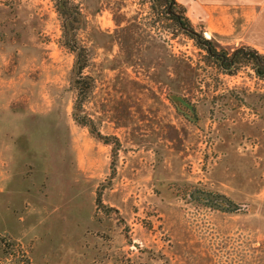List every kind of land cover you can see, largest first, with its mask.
<instances>
[{
	"label": "rangeland",
	"instance_id": "rangeland-1",
	"mask_svg": "<svg viewBox=\"0 0 264 264\" xmlns=\"http://www.w3.org/2000/svg\"><path fill=\"white\" fill-rule=\"evenodd\" d=\"M168 8L0 0V264H264V76L222 67L199 39L226 59L249 46L198 23L192 38ZM66 15L94 80L81 113L110 143L74 117Z\"/></svg>",
	"mask_w": 264,
	"mask_h": 264
},
{
	"label": "trees",
	"instance_id": "trees-1",
	"mask_svg": "<svg viewBox=\"0 0 264 264\" xmlns=\"http://www.w3.org/2000/svg\"><path fill=\"white\" fill-rule=\"evenodd\" d=\"M162 1L168 4L169 8L167 9V12H171L170 16L172 19L176 20L184 30L188 31L190 35L192 34L191 35L192 38H194L193 35L198 36L196 31L192 28L193 27L192 22L186 16L185 13L186 11L183 6L179 5L175 0H162ZM65 7L66 5L64 4L63 8ZM177 7L181 9L182 11L181 13L177 11L176 9ZM73 22H77V19L72 15H66L64 19V29H65L64 33H65V38H67L66 44L72 51L76 53V60L73 68V83L77 89V98L74 105V117L79 124L87 126L94 136H96L100 140H103L105 143H110L109 141L110 137L107 135H103L97 129L93 119H91L86 115H82L81 113L83 111V105L93 88L94 80L90 75L84 74V69L88 65L87 63H88L89 55L87 49L77 42L76 33L74 31V26L72 24ZM189 30H193V32ZM205 42H207V44L205 45L209 54L219 59L222 67L225 68L226 64L228 66L238 64L240 57H243L255 63V69L257 73L260 76H264V55L259 53L257 50L251 47H248L246 51L242 49H238L235 51L232 58L226 59L225 55L224 56L222 55L220 57L217 51H215L212 41L207 40L203 42L200 39L198 41V43H205ZM169 98L179 113L184 115L187 119L192 120L196 124L200 122L201 116L199 114V107L196 103L178 94L171 95ZM119 144H120L119 141H117L116 143L117 147L115 149L117 150L119 149L118 147ZM186 188L189 189L188 187H185L184 189ZM0 241L2 242V243L0 242L2 246L6 245L3 239H0ZM3 252L8 253V249H3Z\"/></svg>",
	"mask_w": 264,
	"mask_h": 264
},
{
	"label": "crops",
	"instance_id": "crops-1",
	"mask_svg": "<svg viewBox=\"0 0 264 264\" xmlns=\"http://www.w3.org/2000/svg\"><path fill=\"white\" fill-rule=\"evenodd\" d=\"M192 24L264 55V0H175Z\"/></svg>",
	"mask_w": 264,
	"mask_h": 264
},
{
	"label": "flooded vegetation",
	"instance_id": "flooded-vegetation-1",
	"mask_svg": "<svg viewBox=\"0 0 264 264\" xmlns=\"http://www.w3.org/2000/svg\"><path fill=\"white\" fill-rule=\"evenodd\" d=\"M194 191H196L197 193H206L207 196H203V195H199L197 198L194 199H199V200H203L205 201L207 204H211L213 206H217L219 208H226L227 206V201L225 199H222V194L219 193H214L212 191H208V190H204V189H200V188H194L191 191V196L194 195ZM231 200V199H230Z\"/></svg>",
	"mask_w": 264,
	"mask_h": 264
},
{
	"label": "water",
	"instance_id": "water-1",
	"mask_svg": "<svg viewBox=\"0 0 264 264\" xmlns=\"http://www.w3.org/2000/svg\"><path fill=\"white\" fill-rule=\"evenodd\" d=\"M189 31L193 32V30H189ZM199 195L207 196L206 193H197L196 191H194V195H192L191 197L197 198ZM221 198L227 201V207L225 208L227 211H239L241 209H244L247 206L246 204L235 203L234 201L230 200V198H228L225 195H222Z\"/></svg>",
	"mask_w": 264,
	"mask_h": 264
}]
</instances>
